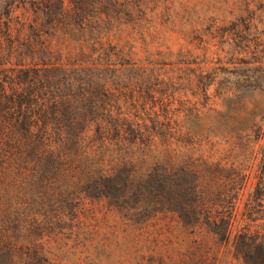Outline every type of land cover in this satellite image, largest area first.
I'll use <instances>...</instances> for the list:
<instances>
[{
    "label": "rangeland",
    "instance_id": "374dc122",
    "mask_svg": "<svg viewBox=\"0 0 264 264\" xmlns=\"http://www.w3.org/2000/svg\"><path fill=\"white\" fill-rule=\"evenodd\" d=\"M63 1L64 15L0 0L13 21L46 15L20 28L38 49L23 64L57 78L49 67L105 63L113 115L144 131L125 129L101 200L41 206L22 174L0 175V264H264V0Z\"/></svg>",
    "mask_w": 264,
    "mask_h": 264
},
{
    "label": "trees",
    "instance_id": "16d2710c",
    "mask_svg": "<svg viewBox=\"0 0 264 264\" xmlns=\"http://www.w3.org/2000/svg\"><path fill=\"white\" fill-rule=\"evenodd\" d=\"M57 1L61 15L66 14L64 1ZM34 9L25 15L27 8L21 6L20 17L14 21L7 5L0 13V71L8 74L0 78V175L22 174L30 186L38 187L36 199L41 206L51 207L60 198V203H66L63 201L72 199L74 191L81 195L77 202L89 197L101 200L107 196L112 178L122 171L125 155L117 153L125 144V129L131 130L134 140L144 130L131 129L124 112L113 115L107 101L108 85L102 76L108 68L105 63L49 67L59 73L57 78L47 68L39 72L23 64L25 57H37L38 49L20 33V28L27 24L30 30L35 29L46 17ZM91 17L96 30L108 21L99 12ZM18 21L20 27L13 33L12 26ZM16 57L19 60H13ZM18 72H24L23 77ZM96 88L100 93L95 92ZM63 194L68 195L64 200L60 196ZM5 201V195L0 194V204ZM7 212V221L16 216V211ZM228 235L226 227L225 237Z\"/></svg>",
    "mask_w": 264,
    "mask_h": 264
}]
</instances>
